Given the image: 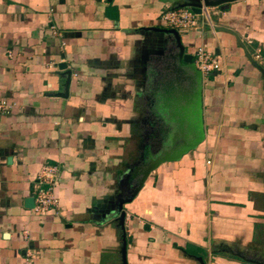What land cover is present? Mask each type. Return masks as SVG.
<instances>
[{
  "label": "crops",
  "instance_id": "0c3cea01",
  "mask_svg": "<svg viewBox=\"0 0 264 264\" xmlns=\"http://www.w3.org/2000/svg\"><path fill=\"white\" fill-rule=\"evenodd\" d=\"M209 1L0 0V100L13 105L0 114V264H257L247 254L264 223V0L210 7L196 31L176 30L184 53L204 46L219 60L201 76L204 139L152 171L119 224L151 155L152 113L161 146L180 124L150 111L151 80L191 85L168 61L172 35L152 29H172L168 8ZM43 165L57 169L58 203L38 217L27 200Z\"/></svg>",
  "mask_w": 264,
  "mask_h": 264
},
{
  "label": "water",
  "instance_id": "95a60500",
  "mask_svg": "<svg viewBox=\"0 0 264 264\" xmlns=\"http://www.w3.org/2000/svg\"><path fill=\"white\" fill-rule=\"evenodd\" d=\"M240 1V0H213L205 2L203 5H185L182 7H190L192 12L195 14H200L201 8H210V7H226L229 3ZM161 33L172 35L176 53L174 55L177 58L178 65L174 67V70H180L184 78L190 81V87L188 90H179L178 88H169L168 97L170 98V106H173L172 114L178 118L180 123L179 128H183L186 132V138L182 139L179 143H174L169 151L163 152L159 157L150 161L144 166L140 172V178L136 189L131 194L130 199L127 201H120L117 205L119 224L121 231H124V216L125 213L122 211V205L125 202H129L141 189L143 183L147 179L148 175L154 171L159 165L166 162H176L179 161L185 154L190 151L195 150L204 139V130L202 122V104H201V85L202 79L200 72L196 69L194 62L192 61V55L185 54L184 48L181 44L179 34L174 29L162 30V29H152ZM259 71L264 76V71L257 66ZM58 69L62 71L61 76L65 78V83L63 85V94L60 97L65 98L68 94V87L70 83L71 72L66 69V64L61 63L58 65ZM187 69V70H186ZM168 98V100H169ZM185 120L186 124L183 126L182 121ZM30 208L33 207V199L27 200ZM124 234L122 235V254L123 261L125 263V238ZM257 264H264L257 262Z\"/></svg>",
  "mask_w": 264,
  "mask_h": 264
},
{
  "label": "built area",
  "instance_id": "2783aa9c",
  "mask_svg": "<svg viewBox=\"0 0 264 264\" xmlns=\"http://www.w3.org/2000/svg\"><path fill=\"white\" fill-rule=\"evenodd\" d=\"M198 17L208 19V8H201L200 14L192 12L190 7L180 8H168L160 16V19L164 25L172 29L177 30L180 33L187 31L197 30ZM53 35L58 36L54 26H50ZM255 60L261 63L264 60V56L260 51H257L254 56ZM194 65L200 72L202 78H207L210 73L219 70L218 58L211 57L206 51L204 46H199L193 53ZM74 78H77L76 74H73ZM13 105L5 100H0V114L10 113ZM210 161H206L207 165H210ZM33 207L31 212L38 217L44 216L52 208L57 207V199L54 196V187L57 183V169L53 166L43 165L41 166L35 181Z\"/></svg>",
  "mask_w": 264,
  "mask_h": 264
},
{
  "label": "rangeland",
  "instance_id": "374dc122",
  "mask_svg": "<svg viewBox=\"0 0 264 264\" xmlns=\"http://www.w3.org/2000/svg\"><path fill=\"white\" fill-rule=\"evenodd\" d=\"M152 84L150 85L151 89H152V93H151V112H153V108H156L157 103L158 105L161 107V105H163V103L166 105H164L166 107V109H169V105H167V101L168 95L169 94V88L166 86V84L163 83L162 79L156 77L154 79L151 80ZM156 101V103H155ZM154 112L152 113V118L154 119V122H157L156 125H154L152 127V129L149 131L150 134L154 135V136H150V140L147 141L146 145L150 146L149 147V154L153 155L157 152H161L162 149H169V146H161L164 142L160 141V139L162 140L163 138V134H161V137L159 135V129L158 128V123L160 122V120L156 119V117L153 116ZM160 126V125H159ZM161 128V126H160ZM168 145V143H167ZM136 146H138V144L136 143ZM160 149V150H159ZM264 219V216H261ZM253 251L248 252V257L251 258L252 260H255L257 262H261L264 263V223L262 224L261 229H259L257 231L256 237L254 238V244H253ZM256 251V252H255Z\"/></svg>",
  "mask_w": 264,
  "mask_h": 264
},
{
  "label": "flooded vegetation",
  "instance_id": "af4514ba",
  "mask_svg": "<svg viewBox=\"0 0 264 264\" xmlns=\"http://www.w3.org/2000/svg\"><path fill=\"white\" fill-rule=\"evenodd\" d=\"M175 53H176V51H175ZM175 53H174V55H175ZM186 54V53H185ZM174 55L171 57V56H168V61L170 62V64H172V66L171 67H173L174 68V66H175V64H178V61H177V58H175L174 57ZM192 57H193V54H192ZM192 61L194 62V59L192 58ZM176 71V70H175ZM169 102V101H168ZM157 105H158V103H157ZM165 104L163 103V105L160 107V108H165V111H163V114L165 113V114H169L170 115V111H172V109L170 110V109H166V105L164 106ZM167 105H170V103H167ZM173 106H174V104H173ZM172 106V107H173ZM171 107V106H170ZM164 114V116H165V123H167V120L169 119V120H171L172 122L173 121H177L178 120V118L176 119V117L175 118H173L172 116H171V118H169V115H165ZM169 120H168V122H169ZM171 126V125H170ZM172 128H174V130L176 129V131L175 132H173L172 133V135H171V137H172V142H170V148L169 149H165V150H163V151H161V152H157L156 154H153V155H149V159L146 161L147 163H145V164H148V162H150V161H152V160H154L155 158H157V157H159L163 152H166V151H169L170 149H171V147H172V145L174 144V143H179L183 138H186V134H181V133H179L178 132V125L177 124H175L174 122H173V125H172ZM165 147V146H164Z\"/></svg>",
  "mask_w": 264,
  "mask_h": 264
}]
</instances>
